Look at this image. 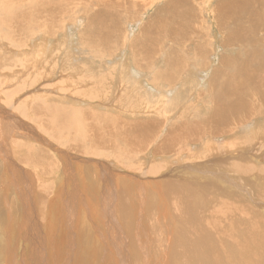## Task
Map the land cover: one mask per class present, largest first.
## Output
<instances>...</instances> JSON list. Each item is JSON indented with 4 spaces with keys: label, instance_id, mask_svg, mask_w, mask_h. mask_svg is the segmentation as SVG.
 Here are the masks:
<instances>
[{
    "label": "rangeland",
    "instance_id": "obj_1",
    "mask_svg": "<svg viewBox=\"0 0 264 264\" xmlns=\"http://www.w3.org/2000/svg\"><path fill=\"white\" fill-rule=\"evenodd\" d=\"M6 1L9 0H0L1 11V7H7L3 5ZM164 1L148 8L140 18L128 21L126 34L132 38L138 36L142 25ZM222 1H191L192 9L197 5L203 10L202 19L197 15L201 21L196 23L198 28L211 30V52L207 59L211 67L218 66L222 54L223 33L215 11ZM80 13L81 8L77 14ZM62 23L55 36L48 35L44 27L32 31V40L50 39V45H54L46 57H40L43 48L35 49L30 43L21 46L6 28L0 26V217L4 220L9 215L7 220L17 224L15 235L7 236L0 231V254L5 245L9 248L8 252L4 251L6 256L0 255L3 260L0 264L53 262L52 249L44 244L46 238L42 234L44 204L57 189L55 184L62 175L63 163L73 174L75 164L79 162L87 168L86 172L91 171L94 190L87 188L88 197L95 199L92 203L99 206L104 221L99 225L106 236V239L100 237L105 242H101L103 254L99 264H111L110 258L117 259L116 264H166L167 260H162L164 256L170 257V264H264V118L254 115L249 123L244 121L245 130L231 125L229 134H204L201 139L182 143L172 153L157 155L170 140L169 130L174 132L171 126L194 119L204 121L209 115L212 104L207 93L212 90L209 84L212 70L206 73L207 70L201 69L195 72V78L194 73L188 78L186 74L195 64L196 57L184 52L181 65L173 71H177V67L183 70L179 82L186 83H178L174 88L169 85L164 88L163 84L155 86L152 84L153 73L134 66L131 52L129 54L121 46L123 42L119 43L121 49L115 50L102 69L88 60L81 49V33L86 29V21L84 24L79 20ZM125 41L129 46V41ZM67 53L69 58L65 61L63 57ZM36 60L43 65L40 67ZM85 75L107 83H100L96 88L77 84ZM80 90H84V95L88 91L92 95L89 92L88 97L77 95ZM170 93L177 96L172 98ZM256 105L262 106L258 101ZM48 106H62L66 111L80 109L77 111H84V120H76L75 130H70V123L59 119L57 123L62 130L53 128L48 132L44 127L47 120L53 123L55 119L48 113L45 115L43 108ZM261 108L264 112V107ZM40 116L44 117L42 121ZM119 128L127 131L120 133ZM82 133L84 139L80 142L78 135L81 137ZM90 133L99 137L109 133L106 141L112 144L108 153L104 151L103 143L95 141L91 145L92 153L86 152ZM118 133L119 136H114ZM125 133L129 137L141 136L138 141L136 137L123 139ZM245 138L247 144L243 149ZM117 142L120 149L115 150ZM127 145L138 149L134 151L128 146L133 155L128 154ZM37 151H44L52 158L55 167L49 174L42 172ZM153 167L157 169L147 175ZM116 170L124 181L118 191L114 177L110 176ZM145 180L153 182L155 187L151 185L149 190L161 191L159 197L165 198L166 202L155 200L154 204L153 198V203L147 206L146 195L143 197ZM71 185L66 187L64 197L67 196L62 202L67 218L78 210L76 200L80 197L76 195L78 189L73 182ZM162 209L167 211L165 218L160 213ZM36 224L41 227V235ZM73 232L76 233L75 228L68 230L69 235L74 236ZM71 244L73 246V240L67 246ZM64 259H69L68 250L63 251L59 264H64Z\"/></svg>",
    "mask_w": 264,
    "mask_h": 264
},
{
    "label": "bare ground",
    "instance_id": "obj_2",
    "mask_svg": "<svg viewBox=\"0 0 264 264\" xmlns=\"http://www.w3.org/2000/svg\"><path fill=\"white\" fill-rule=\"evenodd\" d=\"M159 1L160 0H9L3 3V5H6L7 7H1L2 11L0 10V26L6 28L11 34L12 38H14L16 42L21 46H26V44L30 43L31 46H33L35 49L43 48V53L41 52L42 54H39L40 57H46V55H48V52L53 51L54 45H50V39L43 40L40 38L32 40L31 34L33 29L44 27V30H47L48 35L55 36V31L58 30V28L62 27V22H75L79 20V22L81 21V23L84 24L85 20L86 29L83 34L81 33V36L83 37L80 41L82 45L81 49L83 53H85L88 60H91L103 69V67H105L104 65L106 64L105 61L108 60V58H112L115 50L121 49L122 46L123 49L125 48V50H128L129 54L131 52L130 57L133 58L131 62H133L134 66L136 67L137 65L146 73H153L154 79L152 84L155 86L157 84H163L164 88L169 86L171 88H174L178 83H186L179 82V80H181L182 78L183 70H179L178 67L176 69L177 71H173V69L178 66L180 60H182V55L184 54V52L193 54L196 57V62L195 64H192L186 76L188 78H191V74L194 73L193 78H195L196 73L201 71V69L207 70L206 73L209 69L212 70V76L209 81L212 90L207 93L208 99H211L209 102H211L212 104V107L210 105L212 109L210 110L209 115L205 116L204 121L194 119L192 122L189 121L188 123L182 124L175 123V125L171 126L174 129V132L173 130H169L170 140H168L169 142L166 141V143L159 149L157 155H159V153L161 155H163V153H172V151H174L175 149L178 150L182 143H186V141H196L198 139H201L200 136L204 134H207L208 136L229 134V128L231 127V125H233V128L241 127L240 129L245 130L246 128L243 124L244 121L247 120L248 122V120H251L254 115H258L259 118H264V112L261 108L264 107V0H223L222 2L218 3L215 11L218 13L217 21L218 26L221 29L220 31L223 33V38L220 41V46H222V54L220 53L219 55V62L217 67H211L210 62L207 61L209 53L211 52V30L205 29L201 31L200 28H198V24H196L197 22H199V20L197 19V15L199 19H202L201 15L203 10L198 8L197 5H195L194 9H192L191 1L193 0H165L164 4L156 8L155 12L142 25L140 29L141 33L138 36L132 38L131 36L126 34L125 30L127 31V29L125 25L127 24V22L134 21L136 17L140 18L142 14L146 13L148 8L156 5V3H158ZM79 8H81V13L77 14ZM125 39L129 41V46L124 43ZM120 42H123L121 46L119 45ZM68 56L69 53L65 54L63 60L67 61V58H69ZM184 58L186 59V57ZM36 63L39 64L40 67L43 65H41V61L37 62L36 60ZM196 63H198V66L196 65ZM84 64L85 63H83V65ZM78 69H80V67H78ZM89 71L90 69H88V72ZM146 73H143V75ZM144 77H146V75H144ZM125 78L129 80V78ZM136 81L138 82V80ZM140 82L143 83L142 81ZM100 83L106 85L107 82L99 78L92 77L91 75H85L84 77L80 78L77 84L84 85L85 87L89 86L92 88H96V85ZM88 92H86V94L84 95V90H80L77 95H80L82 97L83 95H87L88 97V94L90 93ZM175 95L177 96V94ZM175 95L170 93V96L172 98ZM198 96L201 97L200 94ZM199 100L202 101V99L200 98ZM257 101L262 106H255V103ZM43 110L45 111V115L46 113H48L50 117L55 116V119L52 118L53 123L48 121V119L46 125L44 126L48 130V132H50L53 128L58 131L62 130L60 125L57 123V120L59 119L60 122L61 120L63 122H69L70 130H75L76 120H84V111H77L80 109H76L74 111H66L62 106H48L47 108H43ZM37 112L36 114H38ZM185 114L186 113H184V115ZM42 118L44 117H39L41 121ZM120 129L121 128L118 129L120 133H123V131H127ZM126 129L128 128L126 127ZM125 134L126 135L123 137V139L129 137L127 133ZM108 135L109 133L105 134V136L101 135L99 137L94 133H90L88 137L89 148L86 149V152L92 153L93 149L91 148V145L95 141L98 144L103 143L104 147L106 148L104 149V151L108 153V150L111 148L110 145L112 144L107 143L106 141ZM114 136H119V133L114 134ZM140 136L141 135L136 134L135 137L137 138V141L138 137ZM78 137L81 142V140L84 139V134L82 133L81 137L79 135ZM135 137H129V139H135ZM146 137L147 136L145 135V138ZM89 138L91 139L89 140ZM246 141L247 140L245 138V145L243 146V149L246 148ZM117 145L118 142L116 143L117 148L114 147L115 150L120 149V145ZM128 146L132 147L131 145L126 146L129 151H127L128 154L133 155L132 150L137 151L138 149L132 147L134 149L131 150ZM27 150H29V148H27ZM182 150L184 151V149ZM37 155V158H39L37 160L41 163L42 172L47 171L46 173L49 174L51 172V169H54L55 167V164L53 165L52 162L53 160H51L52 158L44 151L40 152ZM37 160L34 161L36 162ZM26 161L28 162V159ZM63 164L64 168L62 171V175L58 179L57 184H55L57 185V189L49 198L48 203L45 202L43 209L44 212H42L44 217H42V219L45 221V223H41V226L43 224L42 234H45V237L43 236V238H46L44 244H47L49 248L52 249V251L50 252H53L54 254H52V256L54 257V260H52L53 264H59V258L61 255H63V251L65 250L69 251V259H64V264H83V262L84 264H99V262H101L103 254V243L101 242L104 241L100 237L102 236L103 238H105L106 236H104V233L102 232L104 230L100 229L101 227L99 226L104 222L101 219L102 215L99 211V206H96L92 203V201H94L95 199L93 200L88 197L87 188L88 190H92V185H94L92 184L93 179L89 173L91 171L86 172L87 168L85 169L84 165H81V167V163L79 162L75 164V169H73L75 170V172L71 174L66 170L65 163ZM154 168L155 167L150 168V170L146 172L147 175L153 174L152 170ZM121 175L122 174L118 173L117 170L113 171V173H111L110 175L114 177L113 179L115 181V187H117V191L119 189V185L123 181V177ZM96 181L99 180L97 179ZM72 182L78 189V191H76V195L80 197L78 198V200H76L78 210L76 209L77 211L75 210L71 217L67 218L64 215L62 202L67 196L65 195L64 197V191L66 190V187L72 186ZM143 184H145L144 187L146 189V192H143V197L146 195L148 207L149 203H153V198L154 204L155 200L166 202L164 201L165 198L162 199L161 197H159L162 196L161 191L151 192L152 190H149V188H151V185L152 187H155L153 186V182H151V180H145ZM84 197L86 198L84 199ZM96 204L98 205V203ZM68 208H70V206ZM160 213L163 214L162 216L165 218L167 211L165 209H162V212L160 211ZM8 217L4 220L0 217V231L5 233V235L7 236H11V234L15 235L14 226L16 228L17 224L15 225L16 222L13 224V222L8 221ZM36 226H38L39 228L37 230V232H39L38 234L41 235V227H39L40 225L36 224ZM68 227L70 230L72 229V231H74L75 228L76 233L73 232L74 236L69 235L71 233H68ZM72 240L73 246L72 244L70 247L67 246V243L69 241H71L72 243ZM8 249V246L5 245L3 248H1L2 255H0L4 257V251L6 252L7 250L8 252ZM74 250L76 252L75 255ZM8 256H10V253L8 254ZM114 259H109L111 264H114ZM116 260L117 259L114 260L115 264ZM162 260H164V262L165 260H167L166 264H170L171 261L170 257L165 256L164 258L162 257ZM190 260H192V262L195 261V259ZM1 261L3 262V260Z\"/></svg>",
    "mask_w": 264,
    "mask_h": 264
}]
</instances>
